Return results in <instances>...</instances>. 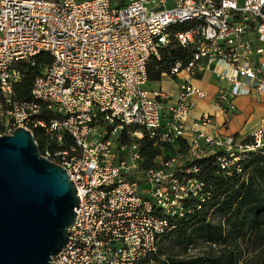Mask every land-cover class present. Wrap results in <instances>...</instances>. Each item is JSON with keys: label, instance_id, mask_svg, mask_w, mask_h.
Segmentation results:
<instances>
[{"label": "built area", "instance_id": "built-area-1", "mask_svg": "<svg viewBox=\"0 0 264 264\" xmlns=\"http://www.w3.org/2000/svg\"><path fill=\"white\" fill-rule=\"evenodd\" d=\"M173 41L189 52L163 74L184 75L175 96L147 89L149 62ZM42 54L49 63L28 99L15 101L19 65ZM205 74L217 80L221 115H235L241 96L264 104V0H0V136L22 128L37 137L79 199L53 264H140L186 219L189 202L201 209L211 198L185 161L215 157L230 177L264 150L260 128L245 140L204 134L209 115L189 125L192 98L207 96L189 81ZM144 139L155 149L181 139L187 154L162 152L144 169Z\"/></svg>", "mask_w": 264, "mask_h": 264}, {"label": "trees", "instance_id": "trees-1", "mask_svg": "<svg viewBox=\"0 0 264 264\" xmlns=\"http://www.w3.org/2000/svg\"><path fill=\"white\" fill-rule=\"evenodd\" d=\"M189 52L181 49L174 41L160 52L159 61L152 59L147 67L149 83L161 82L163 74L169 72L175 60H187ZM47 55H40L32 63L20 64L21 82L14 89L13 99H28L34 79L49 63ZM2 97L0 95V103ZM39 144V139L35 137ZM152 141L144 139L141 151L143 168L154 166V160L162 152L166 156L187 154L188 147L181 139L174 145H159L155 149ZM41 151V149H40ZM198 167L197 178L211 187V198L202 205L189 202L191 210L186 219L179 222L170 237H166L157 252L145 258L140 264H264V150L249 153L241 163V172L230 177L218 173L215 157L184 162L183 169ZM215 214L220 222L213 224L209 215ZM200 237L206 243V250L194 255L189 251L195 239ZM168 242L169 247H163ZM178 246L180 251L166 254V249Z\"/></svg>", "mask_w": 264, "mask_h": 264}, {"label": "water", "instance_id": "water-1", "mask_svg": "<svg viewBox=\"0 0 264 264\" xmlns=\"http://www.w3.org/2000/svg\"><path fill=\"white\" fill-rule=\"evenodd\" d=\"M67 175L27 130L0 136V264H53L79 207Z\"/></svg>", "mask_w": 264, "mask_h": 264}, {"label": "crops", "instance_id": "crops-1", "mask_svg": "<svg viewBox=\"0 0 264 264\" xmlns=\"http://www.w3.org/2000/svg\"><path fill=\"white\" fill-rule=\"evenodd\" d=\"M184 75H180L176 81H171L170 85L172 87H161L166 77H163L161 82L158 83H148L147 89L163 90L168 92L172 96L176 95L177 83L184 79ZM190 84L198 89L206 92L207 96L203 99L192 98L195 106L190 112L188 123L191 125L194 121H197L202 115H209L212 119V124L210 126L199 128L206 135H222L231 134L238 139H245L249 135L257 130L262 129L264 131V104L259 102H254L250 100L249 97L241 96L234 100V105L237 112L233 116H224L216 109L214 99L218 89V83L215 77L211 74L201 75L198 79H193L189 81ZM151 84H157L156 89L150 88ZM227 123V131L224 132L222 124Z\"/></svg>", "mask_w": 264, "mask_h": 264}, {"label": "rangeland", "instance_id": "rangeland-1", "mask_svg": "<svg viewBox=\"0 0 264 264\" xmlns=\"http://www.w3.org/2000/svg\"><path fill=\"white\" fill-rule=\"evenodd\" d=\"M77 1H83V0H77ZM171 80L167 79L163 81V84L161 85V87H167L170 86L172 87V85H170ZM158 87L157 84H151L150 88L152 89H156ZM209 220L213 223V224H217L218 222H220V218L218 216H216L215 214H210L209 215ZM171 245V243L169 244L168 242L164 243L162 246L163 247H169ZM206 243L203 242V240L198 237L195 239L194 245L192 246V248L189 251V255H194L196 253H200V251L206 250ZM180 251V248L178 246H174L173 248H169V250L166 249V254H172V253H176Z\"/></svg>", "mask_w": 264, "mask_h": 264}]
</instances>
